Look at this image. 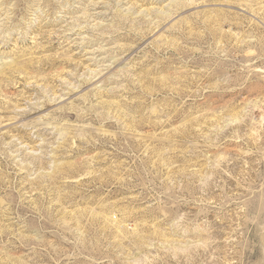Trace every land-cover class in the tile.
Wrapping results in <instances>:
<instances>
[{
    "label": "rangeland",
    "instance_id": "rangeland-1",
    "mask_svg": "<svg viewBox=\"0 0 264 264\" xmlns=\"http://www.w3.org/2000/svg\"><path fill=\"white\" fill-rule=\"evenodd\" d=\"M0 264H264V0H0Z\"/></svg>",
    "mask_w": 264,
    "mask_h": 264
}]
</instances>
